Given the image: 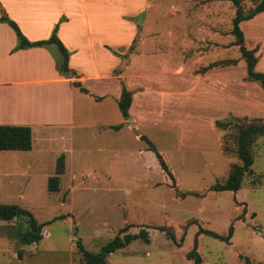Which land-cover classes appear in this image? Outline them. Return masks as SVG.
<instances>
[{
	"label": "rangeland",
	"instance_id": "obj_1",
	"mask_svg": "<svg viewBox=\"0 0 264 264\" xmlns=\"http://www.w3.org/2000/svg\"><path fill=\"white\" fill-rule=\"evenodd\" d=\"M258 2L240 0V5L247 12ZM91 3L86 9L93 25L92 9L104 5ZM124 4L118 3L119 10ZM234 14L230 0H149L144 13L131 18L137 28L134 40L116 49L119 65L113 76L132 92L128 121L123 122L114 100L83 106L84 116L121 129L101 125L98 134L89 125L73 131H40L34 125L30 153H0L8 169L30 166L23 178L11 181L10 190L0 191V204L23 208L38 223L63 216L46 225L42 240L31 245H22L17 236L27 228L24 218H0V264H81L77 239L99 253L125 227L129 234L144 229L150 242H132L109 255L106 264H192L186 255L199 228L227 236L230 226L228 242L197 237L201 264H264V136L252 144V171L243 176L239 190L211 191L241 165L238 127L264 123V92L247 79L233 45ZM99 23L104 27V20ZM240 29L244 46L255 51V70L264 73V12ZM131 54L136 62L126 73ZM231 61L233 66H225ZM205 76L210 79L202 81ZM222 80L227 84L221 86ZM142 135L161 154L174 185ZM61 154L59 191L49 193L47 181ZM188 192L197 197L179 198ZM163 226L174 241L156 229Z\"/></svg>",
	"mask_w": 264,
	"mask_h": 264
},
{
	"label": "crops",
	"instance_id": "obj_2",
	"mask_svg": "<svg viewBox=\"0 0 264 264\" xmlns=\"http://www.w3.org/2000/svg\"><path fill=\"white\" fill-rule=\"evenodd\" d=\"M87 1L88 5L92 4V0H0V8L30 42L47 39L63 17L65 20L58 25L57 37L70 53L68 65L77 75L74 80L61 77L51 55L43 48L13 52L15 34L0 23V125H35L40 131L44 128L73 131L84 125L95 129L101 125L111 126L103 118L84 116L83 106L111 100L118 102L122 86H118L113 72L119 58L107 48L117 51L131 44L137 34L131 18L144 13L149 0H99L104 8L92 9L93 25L89 21ZM119 2L125 3L120 10ZM100 20H104V27ZM135 58L132 54L128 56L129 65L124 66L126 73L136 62ZM205 79L210 78L205 76L202 81ZM73 81L79 82L87 93L74 87ZM219 84L227 83L222 80ZM124 87L131 93L132 102V92ZM78 123L80 125L76 126ZM33 142L32 139L30 151L21 153H30ZM63 153L68 154L69 150L63 148ZM6 165L8 162L0 158V191L10 190L11 181L23 178L30 169V166L8 169Z\"/></svg>",
	"mask_w": 264,
	"mask_h": 264
},
{
	"label": "trees",
	"instance_id": "obj_3",
	"mask_svg": "<svg viewBox=\"0 0 264 264\" xmlns=\"http://www.w3.org/2000/svg\"><path fill=\"white\" fill-rule=\"evenodd\" d=\"M235 7V14L231 21V35L234 38L233 45L238 48L241 58L245 63L246 77L250 82H256L259 84L260 88L264 92V73L255 70L257 64V58L255 56V51L247 49L244 46V37L240 29V24L247 22L257 15L264 12V0H259V2L249 11L243 12L240 5V0H230ZM65 19L60 18L59 22L54 26L51 35L45 40H39L35 42H30L24 34L21 32L18 25L11 20L3 9L0 8V23L6 24L15 34L16 45L13 48V52L19 50H26L30 48H43L49 52L51 55L57 73L65 79H76V73L69 68L68 60L70 53L61 43L57 37L58 25ZM56 48V53L53 52L52 48ZM111 54L119 57L117 51H113L107 48ZM234 62H227L225 66H233ZM216 63L211 64L204 71L215 68ZM72 85L77 87L81 92L87 93L83 89L79 82L73 81ZM121 93L119 100L117 102L118 111L123 120H128V110L131 104V93L127 91L124 85L121 84ZM219 125V123H217ZM221 125V124H220ZM219 125V126H220ZM121 125L111 126V129L118 131ZM264 136V123L243 125L238 127V134L236 138L237 154L241 161L240 166L232 167L226 181L223 184H214L211 186V191L213 192H237L240 188L242 178L245 174L251 173V166L253 164V157L251 152L252 144L257 137ZM140 140L147 145V151L151 152L160 170L166 175V177L174 185V177L169 170L166 162L162 158L161 154L157 151L156 147L150 142L145 136H140ZM32 148V131L30 126L26 125H0V152L6 151H18L27 152ZM64 171V155L61 154L56 160L55 175L49 177L47 181V191L49 193H57L59 191V177ZM187 196H195L190 192L183 193L179 198L184 199ZM0 218L4 220H10L15 218H24L27 224V228L24 231H18L17 236L22 245L38 244L43 236L42 230L46 225L62 219L63 216L56 217L51 221L45 223H38L33 215L16 205L0 204ZM161 233H164L167 239L174 241V235L170 228L163 226L156 228ZM233 233V227L230 226L228 229L227 236H220L212 231L203 230L199 228L194 239L192 249L187 253L186 258L192 261V264H201L202 260L197 252V237L199 235L210 236L214 239H218L223 242H228ZM142 241L148 244L150 238L148 232L141 229L137 234L127 233V227L123 228L118 235H116L112 240L106 243L100 250L99 253H91L84 248L81 244L80 239L76 240V249L81 255V264H106V260L109 255L125 249L132 242ZM20 257V254L18 253Z\"/></svg>",
	"mask_w": 264,
	"mask_h": 264
}]
</instances>
